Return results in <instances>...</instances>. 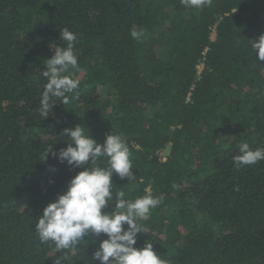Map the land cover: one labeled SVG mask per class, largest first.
<instances>
[{
	"label": "trees",
	"instance_id": "1",
	"mask_svg": "<svg viewBox=\"0 0 264 264\" xmlns=\"http://www.w3.org/2000/svg\"><path fill=\"white\" fill-rule=\"evenodd\" d=\"M64 28L77 36L79 88L44 119L42 72ZM261 34L264 0L201 9L181 0H0V264H99L91 257L105 235L57 250L35 232L83 170L42 161L76 125L98 144L107 134L126 142L135 179L113 174L114 194L162 198L138 221L135 248L153 244L168 264H264V160L233 164L241 143L264 149V61L250 47Z\"/></svg>",
	"mask_w": 264,
	"mask_h": 264
},
{
	"label": "clouds",
	"instance_id": "2",
	"mask_svg": "<svg viewBox=\"0 0 264 264\" xmlns=\"http://www.w3.org/2000/svg\"><path fill=\"white\" fill-rule=\"evenodd\" d=\"M189 8L201 9L212 4V0H181ZM143 31H130L134 40L140 41ZM62 46L51 43L54 54L46 61L42 76L47 82L43 86L40 99V114L45 118L59 101L69 103L70 94H76L79 81L72 72L80 71L78 57L74 51L77 41L75 33L68 28L59 32ZM252 52L258 61H264V34L256 40H250ZM55 98V100L53 99ZM67 136L66 147L53 152L49 146L42 161L51 155L60 163H65L77 172L67 183V191L50 202L36 219L35 232L42 243L52 242L57 250L71 249L85 237L107 239L100 242L91 259L99 264H168L153 250V244H144L137 249L136 236L143 229L138 221L146 219L151 211L162 202L161 197L150 193L135 200L125 199L123 190L113 193L112 176L134 180L129 148L119 134H107L103 144L90 137L86 128L76 125L63 129ZM239 154L233 157L234 166L239 169L264 160V149H250L248 143L238 146ZM107 158V167L98 166V160ZM173 184V188H178ZM111 213L103 210L113 204ZM127 225V228L124 226ZM55 264H61L57 259Z\"/></svg>",
	"mask_w": 264,
	"mask_h": 264
},
{
	"label": "rangeland",
	"instance_id": "3",
	"mask_svg": "<svg viewBox=\"0 0 264 264\" xmlns=\"http://www.w3.org/2000/svg\"><path fill=\"white\" fill-rule=\"evenodd\" d=\"M213 38H214V35H213ZM21 200H22L21 198H17V199H14L12 203L19 204Z\"/></svg>",
	"mask_w": 264,
	"mask_h": 264
},
{
	"label": "built area",
	"instance_id": "4",
	"mask_svg": "<svg viewBox=\"0 0 264 264\" xmlns=\"http://www.w3.org/2000/svg\"><path fill=\"white\" fill-rule=\"evenodd\" d=\"M198 70L199 71H201L202 70V66L200 65V66H198Z\"/></svg>",
	"mask_w": 264,
	"mask_h": 264
}]
</instances>
